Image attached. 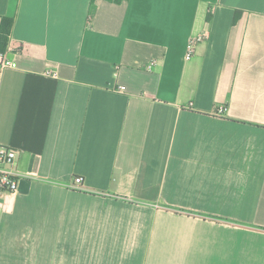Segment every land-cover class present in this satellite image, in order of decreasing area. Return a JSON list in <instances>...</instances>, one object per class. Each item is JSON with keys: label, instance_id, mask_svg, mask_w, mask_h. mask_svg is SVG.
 Here are the masks:
<instances>
[{"label": "crops", "instance_id": "obj_1", "mask_svg": "<svg viewBox=\"0 0 264 264\" xmlns=\"http://www.w3.org/2000/svg\"><path fill=\"white\" fill-rule=\"evenodd\" d=\"M5 17L0 264H264V0H0Z\"/></svg>", "mask_w": 264, "mask_h": 264}, {"label": "built area", "instance_id": "obj_2", "mask_svg": "<svg viewBox=\"0 0 264 264\" xmlns=\"http://www.w3.org/2000/svg\"><path fill=\"white\" fill-rule=\"evenodd\" d=\"M204 39V35H201L197 38L191 40L188 45L187 58H190L193 52V46ZM18 48V47H17ZM12 49L7 51L0 52V75L6 70H13L17 68L16 63L10 57ZM153 66V63L149 64V67ZM224 110L219 109V112ZM16 158V151L13 149L0 147V198L5 194L14 193L18 189L19 176L12 173L11 171L4 169L5 166H10L13 164ZM71 189L74 190H83L82 187V178L77 177L69 185Z\"/></svg>", "mask_w": 264, "mask_h": 264}, {"label": "trees", "instance_id": "obj_3", "mask_svg": "<svg viewBox=\"0 0 264 264\" xmlns=\"http://www.w3.org/2000/svg\"><path fill=\"white\" fill-rule=\"evenodd\" d=\"M94 0H91L93 2ZM114 4H121L124 1L128 0H105ZM237 14L235 15V18L233 22H236ZM210 20V14L207 13L206 16V21L208 22ZM13 26V18L11 17H5L2 18L1 23H0V52H4V49L6 48L7 42H8V37L11 32V28Z\"/></svg>", "mask_w": 264, "mask_h": 264}]
</instances>
